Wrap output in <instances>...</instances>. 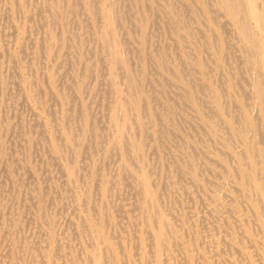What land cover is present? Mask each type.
Segmentation results:
<instances>
[{"label":"rangeland","instance_id":"1","mask_svg":"<svg viewBox=\"0 0 264 264\" xmlns=\"http://www.w3.org/2000/svg\"><path fill=\"white\" fill-rule=\"evenodd\" d=\"M28 1L29 2L27 3V7L18 10V12L16 13V27L17 28L14 32V30L9 27L10 25L8 24L9 23L8 18L10 16L8 17L9 13L6 11L7 6L9 5L10 1L9 0H0V14H1L0 15V45H1V42L6 44V45L2 46L1 51L4 53L5 56H7L8 52L9 53L14 52L15 49L16 50L18 49L19 52L21 50V49H19L18 44H14V42L11 40H10L11 42H8L7 40H5V38H7L5 36V33H9V32H12L13 34H17L18 42L20 43L21 48L25 44L30 43L31 41H34L37 39L38 41H42L45 44L46 43L48 45L52 44L53 50H52L51 56L48 59L45 58L44 54L42 56V53H43L42 51H40V52H42V53H40L41 54L40 58L37 57L34 59L35 56H33L32 59L29 58L28 61L26 62V64L28 65L27 67H23L21 65V63L25 61L24 59L18 60L17 63H18L19 73H17V74H18V79H19L18 82L20 84L18 83L19 85H17V88H19V91H18L19 95H20L19 97H20V100L23 104L22 103H16L14 101H9L8 103H3L4 106H2L0 108L1 109L0 110V119H1L0 120V158H1V161H0V186L2 185L0 187V214H1L0 221L1 222L3 221L1 223V227H0V243H1L0 244V264H19V262L21 261V258H19V256H15V255L22 256L21 249L28 242L38 243L39 241H41L44 245H47L53 237L54 239L56 238L57 241L59 240L58 243L59 242L61 243L62 248H69L71 246L70 243H75V242H74V240L72 242H69L68 239H66L65 235H67V232L65 230H63V228H62V223H63L65 218L66 219H68V218L72 219L77 224L80 223L79 219L81 220V218L84 220V221L81 220L82 222L86 223V221H87L88 227L90 226L93 228L94 233L92 234V236L98 241V243L105 249V251L109 255L111 253L110 256H114L116 254V257H118L122 261H124L125 264H127V262L130 259H132V260H130L129 264H133V263L139 264V262H138L139 260H137V256L133 255V252L136 251L135 247H138L139 245L142 244L145 246V248L148 251L151 250L153 252V250H154V247L152 246V241H151L152 238H150L151 235L147 231L146 219L148 216V212L149 211L152 212L153 210H155L156 207H159V209L161 211L160 213L163 214L164 216H166V218L168 220H170V226L168 227L169 228L168 229L169 234L171 233V228L178 230V233H180V235L179 236L177 235L178 237H176V239H178V241H179V242L176 241V243H177L176 245L179 247L178 250L173 251L171 254H167L168 260L171 264H179V262H180V264H190L189 263L190 260L189 261L186 260L188 258L187 256H189V255H190L189 257L191 258V262H193V264H200V262L201 263L205 262V264H230V263L234 264L233 259H232V257H233L232 254L238 253V255L240 256V253L243 252V250L241 249V241L246 240V238L244 236H242V234L245 233V229L247 231L249 230V232L252 230V232H253L252 235H254L257 238L256 243L258 244L261 241V239L259 236H257L258 235L257 234L258 226L255 225L256 220H255V215L253 213V207H252V204L249 203V198L251 195H254V193L251 191H248L247 188L240 185V183L238 181L239 179L237 178V172H235L234 169L233 170L229 169V171H231V173H229V177H228V174H226L227 170L225 167H223L221 169V171L218 173L219 175L217 174V172L212 174L210 169L205 167L204 163H202V160H205L206 157L212 156L215 159L216 158L215 155L217 153H220L221 151L224 152L225 154L227 153L228 156H230V155L236 156L234 154V151H241V149H242V145H241V142L239 141V139H236L237 141L235 143L233 140L228 138L231 140L232 144L231 143L229 144L230 148L225 147V144L228 143L229 141L222 138L219 135L220 132L218 133V131L214 130V128L218 129L217 123L220 126H222V123L225 120L229 119L231 116H233V113L235 112L234 114L236 115V118L241 121V122L239 121L240 123L236 122V124H234L235 131L237 133H240V135L243 133V131H246L247 135L250 134L249 136H251L252 135V129L250 127H248V124L244 123L243 116H244V114L248 115V113H250L251 111L256 113V117L259 116L258 111L256 112L255 107L252 108V110L250 111V109H251L249 107L250 105L246 104V101H241V96H244L243 89H241V85L238 84L237 79H235V75L237 72H238V74H241L242 76H243V74L249 75V73H251L252 70H254V68H255L254 64H251V62H249L247 65L245 64L243 66V65H239V63H237V62H236V64H233L234 61L232 60L231 61L232 63H230V62H229L230 64L226 63L224 65L225 67L220 66V52H221L222 47H221V41H219L218 38H221L220 40H222V38L224 39L226 37L225 38V41L227 43L226 46L229 45V47H228L229 52L231 51L230 56L241 55L244 51L243 46L245 48V45L247 46L248 42H249L248 47H250V45L256 46V44L252 43L251 40L247 39V37L244 39V41L242 40V38H239L240 37L239 36L240 35L239 34V28L237 29L236 23L234 22V20L232 19V17L229 14V12H231V9H230L231 6L228 7V5L226 3L224 4L223 0H208V1L207 0H195V1L194 0H183V1L182 0L181 1L180 0H167V1L166 0H154V2H153V0H122V1L121 0H105L103 2V4H99V7H98L99 10L97 11L98 12L97 17H99L100 19H98L96 17L97 19H95L92 22L93 28H75V29H81L83 31H85V30L87 31V29L92 30V32L95 34V37H94L95 42H93V41L92 42L91 41L86 42L85 37H82V40L79 39L78 41L76 40L74 42L76 47L75 48L72 47L73 50L72 49L71 50L74 54H76L74 57L77 60L74 59V66L72 67V70H71L69 67L67 69V68H64L63 66H60V62L63 60V59H61V58H63V57H61L62 54L67 52V46H69L68 44L70 42V38L68 37V33H70L72 30L71 26L69 28H67L64 24H65L66 20H68L69 18L72 17V15L66 16L68 14H66L65 12L58 9V11L54 13L52 18L55 19L56 21L58 20L61 22L59 24L55 25L54 28L53 27L52 28H45V27H47V25L44 26V28H43V26H40L38 28V30L36 28H30V25L32 23L33 11L36 9L37 12H40L43 9L42 10V13H43V12H46L47 9L44 7L45 0H28ZM77 1H79V0H77ZM80 2H83L84 4H86V7L90 6V1L88 2V0H80ZM41 3H42V5H41ZM145 3L149 7L146 6L147 7L146 8ZM178 3H179V6H178ZM161 4H163V5H161ZM91 5H92V1H91ZM105 6L107 8H110V9L112 7L111 10L114 12L115 16H117V17L122 16V14H125V16H126V11L127 10L130 11L126 17L122 16L123 18H125V19L121 20L124 28H119V30L122 31V33H123L122 35H125L126 37L128 36L127 42L132 46L134 45L133 47L138 51L136 53H139L140 57L137 56V54H136V55H132L133 58H130V61H131L130 67L133 70L132 73L134 75V80H136L135 81L136 85H135V87H133V90H130L129 85H128L127 81L124 80V78H121L118 81L119 87L125 93L127 92V94H128V92H130V91L134 92L133 93L134 98H130L131 103H129V106L131 107L129 110V112H130L129 116L131 118L133 117V119H131L132 125L129 126L128 129L126 127V130H124L125 132L123 133L122 138L127 137L128 140H129V138H132L131 140H132L134 145L139 142L140 154L142 155V158H140V160H138L137 162L140 163V165L142 167H144L145 169H147V167H148L149 170L150 169L151 170H150L149 174L147 175V177H149V179L147 180L145 178H142L141 175H139V173H138V176L141 179H139L138 177L133 178L134 175L133 174H132L133 176L129 175V173H128L129 171L127 169L126 170L124 169L126 171V174L128 173V175H126L128 177H126V178L129 180L125 179L122 183L121 182L116 183V185H115L116 187L113 188L112 183H113V181L114 182L116 181L114 177L117 175L119 170L121 171V168H119L120 167L119 164L121 162L131 166L132 168H135V166H136V161H134V159L132 157L133 152L131 151V148H132L131 145L129 147L127 146L128 147L127 148L124 145L123 139L118 140V141L115 140L116 144L120 143V145L122 146L121 150H117L116 153H114V154L112 153L110 155H103L102 152H100V154L98 155L99 157L95 158L96 161L94 163V166H95V169L97 171V174L99 173V176H94L90 180L88 179L90 181L89 183L92 184V186H93L92 189H94L92 197L88 198V195H86L84 192H81L79 194L80 188L83 185L82 183H84V184L86 183L84 181L82 182V174L81 173L79 174V176H77V175L72 176V175H70V173H68L64 169L65 167L67 169L68 165L67 164L65 166L61 165L64 163L65 160H62V162L58 163L59 159H57V161L53 160L54 163L49 164L48 160H47V156L45 154H43L42 151H40V149L34 150L35 149L34 148L35 139L37 138L38 135L36 133H33V132L32 133L26 132L28 130L26 122H31L32 121L31 117H33V116L38 117L40 119L42 118L41 119L42 121L46 120L48 114L50 113L49 111L52 110V112H54V115L56 117L55 118L56 120L54 123V125H55L54 127H56V128H54L53 132L48 131L47 132L48 136H49V138H53V139L57 138V140H58V136L60 137V139L62 137L61 140L65 143L67 142L69 144L71 142L70 141V135H69L71 128H73L75 124L76 125H82V126L84 124V117L82 114L84 113L83 111L85 108L87 116H88L87 119L89 120L88 122L91 124L93 123V125L90 128L92 131L90 130L91 132L90 131L86 132V134L84 135V136H86L85 137L86 142H85V144H83L84 150H85V148H88V146L91 145L90 143H92V139H94V137H91V134H93V132H96V131L99 132L101 130V128H103V131L105 130L104 134L107 135V131L104 128H106V126H110L109 123L107 124V121L109 120V117L107 115L109 114V108H110V107L108 108V106L114 104L113 98L116 96V93L113 92L110 95V96H113L112 97L113 100L110 97L107 98L108 96L101 99V97H94V95H92V94L89 95V93H86V91L88 89V87H86L87 89L85 88L84 92H82V94L79 93V95H80L78 98L79 100L75 102V104H77V105L73 106L71 101H69L68 104H66V100L61 95L62 94L61 93L62 85L61 86L58 85V88H57V85H54L56 87H53V82H55V83H58V82H56L54 80L52 81L51 76H50V70H52V73L53 74L55 73L54 75L58 79L59 84H62L63 79L67 78L66 75H68L66 73V71L69 70L70 75H72V76L74 75L73 77H75V80H78L82 76L81 73H83V70L84 71L86 70V66H85L86 63L82 62L83 60L80 58V54H79V52L82 51L81 45H83L84 51L86 49H88L87 53L89 56H90V53H92V51H94V48H96L97 51H100V52H101V50H106V48H108V45H110L112 42V39L110 38V36L108 37V39L100 37V31L105 30V28L100 27L104 23L102 11L105 8ZM223 7H225V8H223ZM138 8H140V9H138ZM188 8H190V9H188ZM186 9H188V12H186L187 11ZM190 10L193 12H191ZM175 12H177V13H175ZM46 13L48 14V12H46ZM187 13H189L190 15L188 14V16H187ZM210 13H211V15H210ZM213 16L215 17V20L212 21L211 18ZM52 18H51V20H52ZM3 19H4V21H3ZM131 19H132V21L133 20L135 21V22L133 21V24L131 22ZM186 19H187V21H186ZM99 20H100V22H99ZM101 21H102V23H101ZM205 23H207V24H205ZM224 23H226V24H224ZM42 24H44V23H42ZM136 24L139 27L138 26L136 27ZM2 25L5 27H2ZM88 25H89V22H88ZM194 25H196V26L194 27ZM148 26L151 28H149ZM181 26H182V28H181ZM1 28H2V30H1ZM33 30H35V31L33 32ZM226 30L229 32L227 33ZM52 33L56 37L55 41H52V39H51ZM181 34H183V36ZM254 35H255L254 39L257 42H260V40H263L262 32H260L259 29L255 30ZM30 36H31V38H30ZM32 36H33V38H32ZM39 36H40V38H39ZM184 36H185V38H184ZM42 37H44V39ZM59 38L61 40L58 41ZM176 38L178 39V41L176 40ZM77 42H79V43H77ZM176 42H178V43H176ZM187 45H189V47ZM57 46L60 50L57 48ZM146 46H147V48H146ZM234 46L237 47L238 49L235 48ZM6 47H8V48L6 49ZM217 49H218V52H217ZM56 50H57V52H56ZM234 51H235V53H234ZM198 52H200V53H198ZM148 53H149V55L147 56ZM157 53H160V54L164 53L165 54L162 61H160V59H158ZM207 53H208V55H207ZM1 54L2 53H0V56H1ZM202 55H203V57H202ZM134 56H136V57H134ZM90 57H92V56H90ZM0 59H1V57H0ZM146 59H148L147 62H146ZM101 62L103 64V65L101 64L102 69L108 73L110 71V62L108 60L107 61H101ZM99 64L100 63H97L96 69L99 68V66H100ZM204 66H205V68H204ZM181 67H182V70H181ZM48 68H49V70H48ZM208 68H209V70H208ZM80 69H82V70H80ZM2 70L4 71V74H6V68H3ZM18 70H16V72ZM204 70H205V72H204ZM97 72H100V71H97ZM139 72H140V74H138ZM180 72H182V73H180ZM159 73H160V75H159ZM224 73L226 76L224 75ZM135 75L137 76V78ZM178 77L180 79H178ZM223 77L224 78L227 77V79L225 78L227 86L225 85L226 87L223 88L224 90H223V92H221L222 98H219V102H218V95H217V92H219L218 86L221 84L222 81H224ZM249 77H251V76H249ZM46 78H47V80H46ZM190 79H191V81H190ZM91 80H92V83L91 82L89 83V81H91ZM85 81L87 83L86 85H89L90 88H93V86H96V84L98 83L96 81V79L90 78V77H86ZM35 82H36V84H34ZM167 83H169L170 86ZM191 83H193V84H191ZM39 84H40V86H38ZM191 85L192 86L195 85V87H193V89H191L192 88ZM76 86H77V84H76ZM40 87H41V89H40ZM59 88H61V89H59ZM194 89L196 90L197 93L195 92ZM17 90L18 89H15V91H17ZM52 90H53V92H52ZM152 91H153V94L155 96L152 95V93H151ZM236 91H237V93H236ZM213 92H214V95H213ZM52 94H53V96H52ZM192 94L194 95L195 99L192 97ZM30 95H32V96H30ZM50 95L52 96V98L55 95L56 98L54 97V101H53V103H50V108H49V104H46V102H47L46 100H47V98L51 99ZM156 95H157V97H156ZM2 97L5 98L3 93H2ZM135 98H137L138 102H140L142 104L144 101V104H145L144 106L148 105L149 106L148 109L151 108L150 110L144 108L147 111L145 112V110H144V114H143L144 120H145L146 125H147L146 128L148 129L147 134L148 135L151 134L147 138V140H145L146 142L142 141L143 134H142L140 128H138V126H136V124H135L136 114H138V110L135 107V105H136L135 100H134ZM223 98H224V100H223ZM196 99H197V101L203 100L207 104H210V105H213V103H214L213 108L215 109V111H214L215 113H213V112L210 113V111L208 109H204L202 107H199ZM41 100H43V101H41ZM97 100H98V103H97ZM159 101L163 104H160ZM222 101H223L222 104L224 105V107L226 106L225 111H222L220 109V102H222ZM175 102H177V103H175ZM24 103H26V104H24ZM59 103H61V104L59 105ZM70 103H71V105H70ZM133 103H135V104H133ZM30 104H31V106H30ZM26 105H28L30 112H26L27 111ZM90 105H91V107H90ZM234 105L237 108H235ZM24 106H25V108H24ZM231 107H232V111H231ZM4 108H5V110H4ZM56 108H58V109H56ZM179 108H181V109H179ZM47 109H49V110H47ZM59 109H60V111H59ZM248 110H249V112H248ZM228 111H229V113H228ZM148 113H150V114L148 115ZM9 115H11V116H9ZM150 115H155V117H157V118L150 119L149 118ZM190 116H192V117H190ZM210 116L211 117L214 116V117L211 118ZM241 116H242V118H241ZM58 117L61 119H59ZM70 117H72V118H70ZM77 117H79V119ZM253 117L255 118V116H253ZM17 118H19V119H17ZM16 119L18 122L16 121ZM102 119H103V121H102ZM157 119L159 121H157ZM216 119H217V121L214 122L213 120H216ZM93 120H95V121L93 122ZM19 121H20V124L23 123L24 127L26 124V128L23 131L21 129L22 132L19 131L20 127L17 128V126H15V124L19 123ZM14 122H15V124H14ZM152 122H153V124H152ZM148 124L150 127L148 126ZM240 124H241V126H240ZM12 126H13V128H12ZM50 126H52V125H50ZM163 127H164V129H163ZM161 128H162V132L160 134H157V132L160 131ZM12 129H13V131H11ZM15 129L18 132L14 131ZM60 129H62V130H60ZM245 129H247V130H245ZM263 129H264V127H262V130ZM224 130L229 133V131H228L229 129H227L226 123H225ZM72 131H74V129ZM3 132H4V134H3ZM16 132L19 135H17ZM108 132H111V130H109ZM7 133L8 134L10 133V135H8ZM60 133H61V135H60ZM172 133H174V135ZM209 133H210V135H209ZM13 135L15 136V138ZM23 135H25V138H23ZM114 135H115V131H114ZM198 135H200V136H198ZM152 136H156V139L154 140ZM106 137L107 136L104 135V137L102 139L99 138L101 140L100 143H98L99 151H101L100 149L104 147V144H106V142H105V140L107 141ZM150 137L152 139H150ZM176 138H177V140H175ZM190 138H192V139H190ZM12 139H13V143L11 142ZM17 139L21 140V143H22L21 145H19V143H17L19 145V147L16 145ZM202 141H204V142H202ZM189 142L192 144H190ZM10 145H11V147H10ZM213 145H215V146H213ZM50 146L51 145L49 143L48 147L52 150V147H50ZM154 146H155V148H154ZM191 146L194 147V149ZM14 147H18V149L21 148L24 152L25 151L27 152L30 150L32 151L33 154L31 153V155H33V158H32L33 161H32L31 167L27 165V164H29V161H25V160L14 161V159L16 157L15 153L14 152L12 153ZM93 147H94V143L91 145V148H93ZM45 149H46V147H45ZM72 150L75 151L74 149H72ZM225 151H227V152H225ZM232 151H233V153H232ZM7 152H9V153H7ZM55 152L53 150V153L57 157H60V155L58 153L56 154ZM71 152H72L71 149H68V152L66 155L69 156L70 154H72ZM145 152H146V154H145ZM50 153H52V151ZM13 154H14V156H11ZM39 154H41V156H39ZM22 155L23 154H21L20 156H22ZM194 155H195V157L197 156V159L195 157H193ZM207 155H209V156H207ZM5 156H8V157H5ZM34 156H35V158H34ZM10 157L13 158V161L11 160ZM3 158L5 159V162L3 161L4 160ZM229 160H230V163L233 164L234 166L238 165V163L235 161V158L232 159V157H230ZM199 161H201V162H199ZM3 163L5 165V168H7L9 171L7 169H5V170L3 169V166H4ZM39 164H40V167H39ZM44 164H45V166H44ZM184 164H185V166H184ZM199 167H200V169H199ZM202 167H203V169H202ZM58 168H59V170H58ZM183 168H184V172L181 171V170H183ZM250 168H252L250 165L247 166L248 171L250 170ZM61 169H62V171H61ZM207 169L211 173H209V171ZM30 170H33L32 171L33 174L30 173ZM186 170H187V172H186ZM197 170H199V171H197ZM5 171H7V172H5ZM27 171H29V172H27ZM58 171H60V172H58ZM15 172H16V174H15ZM55 172H56V174L54 175ZM167 173H170V174H167ZM64 174H66V175H64ZM215 175H216V177H215ZM49 176H51V177H49ZM224 176H227V178H225V179L228 180L227 181L228 183H226L223 180ZM111 179H112V182L110 181ZM9 180H10V184H9ZM141 180H142V182H140ZM172 180H173V182H172ZM213 180L217 181V182H213ZM24 181H27V183H24ZM66 181H68V184H66ZM144 182L146 184H149L151 186V188L154 190L160 188L158 195L156 197V200H154V201L152 200L154 207L150 205L148 210L143 205L145 195L141 191V187H140L142 185V183H144ZM2 183H4V184H2ZM94 184H95V187H94ZM27 185H28V187H27ZM107 185H108L107 188L109 191L105 192V196H103L102 195V189L106 188ZM56 187H57V190H56ZM69 187H71V188H69ZM110 187H112V189H110ZM217 187H220L219 190L217 189ZM138 188H140V189H138ZM52 189L56 190V192ZM116 189H117V191H116ZM44 190L45 191L47 190V191L45 192ZM27 191H29V192L27 193ZM51 191H53V193ZM231 191L232 192H235V191L238 192V193L235 192V195H236L235 198H239V201H240L239 209L241 211H243V213H245V211L247 212V213H245L247 215L246 218L245 217L240 218L238 216V214L236 213V211H233L235 209L228 211L230 207H233L232 204L235 203L233 201V197H234L233 194L234 193H232ZM160 192H162V193H160ZM218 192L220 194L222 193V195L224 194V196L226 197L227 200L229 199L227 202V205H226L227 210H225V208L223 207L224 204H226L225 202H221V201L218 202V200H219L217 197ZM29 193L31 194V196ZM51 193H52V195H51ZM76 194H78V196ZM116 194L118 195L117 198H116ZM27 195H28V197H31L30 201H27V199H25V196H27ZM132 195H133V197H130ZM7 196L10 199L6 198ZM111 196L113 198H111ZM241 196L244 199H242ZM118 197H121V198H118ZM225 197L223 198L224 200H225ZM230 197H231V199H230ZM14 200L17 201V203L13 202ZM75 200L77 203L75 202ZM114 201L116 203H114ZM130 201H132V202H130ZM21 202H23V204ZM51 202H54L52 208L46 209V206L48 207L49 203L51 205ZM19 203L21 205H19ZM25 203L27 204V206ZM65 203H66V205H65ZM73 203L76 205L72 206ZM147 203L149 204L148 201H147ZM178 203H179V205H178ZM42 204H43V206H42ZM69 204H71V205H69ZM11 205H12V207H10ZM62 205H64V206H62ZM132 205L136 206L138 208L133 207ZM18 206H19V208H18ZM68 208H72V213H70L71 210ZM8 209H9V212L7 211ZM4 211H5V213H4ZM96 211H97V213H96ZM137 211H138V213H136ZM221 211H223V212H221ZM41 212H42V214H41ZM56 212H57V214H56ZM25 213H27V214H25ZM44 213L48 214L47 216H48L49 222H50L52 228H54L56 230V232L55 231L53 232L52 237L47 236L43 230H42V232L40 231V229L42 227L39 224L42 222L41 224L44 226V225H46L45 224L46 222H44V221H47V220H45L46 218H44V216H43ZM132 213L134 216L132 215ZM248 213H249V215H248ZM84 214H87V215H84ZM24 215H27V216L24 217ZM105 215L107 217H105ZM41 217H43L42 220H41ZM34 218H37V219H34ZM173 218H174V220H173ZM234 218H236V219H234ZM10 219H12V220H10ZM27 219H29V220H27ZM128 219H129V221H128ZM39 220H40V222H38ZM246 220H247V224H246ZM252 220L255 221L253 224H252ZM126 222H127V224H126ZM240 222H241V225H240ZM26 224H28V225H26ZM31 224H32V226H31ZM124 226H125V228H124ZM222 226L225 230H223ZM10 227H11V229L9 230ZM14 228H16V230ZM20 228H22V229H20ZM24 228H26V229H24ZM237 228H238V230H237ZM112 229H113V231H112ZM215 229H217V230H215ZM31 231H32V233H31ZM184 231H186V232H184ZM218 231H220V233H218ZM1 232H2V234H1ZM133 232H135V233H133ZM228 233L230 235H228ZM24 234H25V236H28V234L30 236L25 237ZM126 234L128 235V237ZM217 234L219 236L223 235V237H225V234H226V237H227L226 241H228V242L226 244L227 246L224 247V249H226L227 252L225 251L223 253L221 251L223 245H221V244L219 245L217 243L213 244L212 240L214 239V236ZM9 235H10V237H9ZM211 235H213V236H211ZM232 235H233V237H232ZM239 235H241V236H239ZM107 236L110 237L109 238L110 244L108 243V240H106ZM6 237L7 238L9 237V238L7 239ZM36 237L38 238V240ZM45 237H46V240H45ZM239 238H242V239H239ZM12 240H13V242H12ZM100 240H102V241H100ZM61 241H63V242H61ZM105 242H106V244H105V246H103ZM20 243H21V245H20ZM7 244L9 245V248L11 250L8 248ZM67 244H68V247L66 246ZM190 244L195 245V247H196L195 250H193L194 248H192L193 254L192 253L190 254V252H191L190 249L188 250V247ZM4 246H6V247H4ZM205 250H207V251H205ZM212 250L219 251V254L212 253ZM240 250H242V251L240 252ZM229 251H231V252H229ZM220 252H222V253H220ZM120 254H121V256H120ZM7 255H10V256H7ZM182 255H184V256H182ZM224 256H226L227 258ZM23 257H26V256L24 255ZM240 257L243 260V257L242 256H240ZM244 257H245L244 260H246V262H247V259H248L247 256L244 255ZM125 258H127V259H125ZM229 261H231V262H229Z\"/></svg>","mask_w":264,"mask_h":264},{"label":"bare ground","instance_id":"2","mask_svg":"<svg viewBox=\"0 0 264 264\" xmlns=\"http://www.w3.org/2000/svg\"><path fill=\"white\" fill-rule=\"evenodd\" d=\"M9 5L7 6V12L9 13L8 15V24L10 25L9 27L11 29L16 30V13L18 12V10L20 9H23V8H26L27 7V3L29 2L28 0H9ZM90 1V6H87L86 7V4H84L83 2H80L77 1V0H45V5L44 7L47 9L46 12H48V14L46 12H43L42 13V10L40 12H37L36 9L33 11L32 13V23L30 25V28H36L38 30V28L40 26H46L45 28H54L55 25L59 24L61 21H56L55 19H53V15L55 12L58 11V9H60L61 11L65 12L66 16H70L72 15L71 18H69L68 20L65 21V26L67 28H69L71 26L72 30L70 33H68V37L70 38V42H69V46H67V52H65L64 54H62L61 59H63L61 62H60V66H63L64 68H67L68 67L72 70V67L74 66V59H76L74 56L76 54H74L72 52L73 48L76 47L75 45V41L77 40H82V37H85V40L86 42L87 41H93L95 42V34L92 32V30L90 29H87V31H83L81 29H75V28H93V24L92 22L95 20V19H100L99 17H97L98 15V7H99V4H103V2L105 0H88V2ZM91 1H92V5H91ZM122 1V0H121ZM167 1V0H166ZM181 1V0H180ZM183 1V0H182ZM195 1V0H194ZM208 1V0H207ZM111 2V1H110ZM154 2V0H153ZM152 2V3H153ZM224 4L226 3L228 5V7H230L231 9V12H229L230 16L232 17V19L234 20V22L236 23V26H237V29L239 28V38H242V40L244 41V39L247 37V39L251 40L252 43H255L256 46H251L248 47L249 45V42H248V45L246 46L245 45V48L243 46V53L241 55H238V56H235V55H232L230 56V52H229V45H227L226 41H225V38L222 40H220L221 38H218L219 41H221V52H220V66H224L226 63H232L231 61L233 60L234 63L233 64H236L239 63V65H247L249 62H251V64H254L255 68L254 70H252L251 73H249V75H245L243 74V76L241 74H238V72L236 73L235 75V79H237L238 81V84L241 85V89H243V93H244V96H241V101H246V104H249L250 106V111L252 110V108H256V112L258 111V114L259 116L256 117V113L254 112H250L248 113V115H245L243 116V121L244 123L248 124V127H250L252 129V135L249 136L247 135L246 131H243V133L240 135V133H237L234 129V124L237 123H240L241 121L238 120L236 118V115L233 113V116H231L229 119L225 120L224 122L226 123V127L227 129H229V133L226 132L224 130L225 128V123L223 122L222 123V126H220L217 122V127L218 129L214 128L215 131H218V133L220 132V136L222 138H224L225 140L229 141L228 143L225 144V147H229L230 148V143H231V140H233L235 143H236V139H239V141L241 142V145H242V149L241 151H234V154L236 156H228V154L224 153V152H220V153H217L215 156L216 158L214 159L212 156L211 157H206L205 160H202V163H204L205 167H207L208 169H210V171L212 172V174L216 173L217 174L221 171V169L223 167L226 168L227 172L226 174H228V177H229V173H231V171H229V169L231 170H235V172H237V178L239 179V183L240 185H242L243 187L247 188L248 191H251L254 193V195H251L250 198H249V203L252 204V207H253V213L255 215V221L252 220V224L255 222V225L258 226L257 228V236L260 237L261 239V243L259 242L258 244L256 243V240L257 238L252 235L253 232L252 230L249 232V230L247 231L245 229V233L242 234V236H244L246 238V242L245 241H241V249L243 250V252H241L242 250H240V256L243 257V260L242 258L238 255V253H233V262L234 264L238 263V264H264V129L262 130V127H264V0H223ZM40 3V2H39ZM44 3V2H43ZM118 3V2H117ZM160 3V2H159ZM170 3V2H169ZM168 3V4H169ZM197 3V2H196ZM126 4V3H125ZM151 4V3H150ZM181 4V3H180ZM195 4V3H194ZM198 4V3H197ZM42 5V3H41ZM117 5V4H116ZM128 5V4H127ZM140 5V4H139ZM163 5V4H161ZM34 6V5H33ZM148 6L146 3H145V7ZM155 6V5H154ZM178 6H179V3H178ZM191 6V5H190ZM149 7V6H148ZM209 7V6H208ZM211 7V6H210ZM135 8V7H134ZM141 8V7H140ZM138 8V9H140ZM147 8V7H146ZM225 8V7H223ZM5 9V8H4ZM32 9V8H31ZM39 9V8H38ZM112 9V7H111ZM110 8H107L105 6V8L103 9V18H104V23L100 26L102 28H105V30H102L100 31V37L102 38H105V39H108V37L110 36V38L112 39V42L110 45H108V48H106V50H101L100 51H97L96 48H94V51H92V53H90V57L87 53V50L86 49L85 51L83 50V45H81V50L79 52L80 54V58L83 60L82 62H85L86 63V70L84 71L83 70V73L82 76L78 79V80H75V77H73L72 75H70V71H66V73L69 75H66L67 78H64L63 79V82L62 84H59V81L58 79L56 78V76L52 73V70H50V76H51V79L52 81H56L58 83H55L53 82V87H56L54 85H57V88H58V85H62V89H61V95L64 97V99L66 100V104H68L69 101H71L72 105L73 106H76L77 104H75L76 101H78L79 99V93L82 94V92H84V89L86 87H88L86 93H89V95H94V97H101V99H103L104 97L108 96L107 98H111L113 96H110L113 92L116 93V96L113 98L114 99V104L113 105H110L108 106L109 108V114L107 115L109 117V120L107 121V124L109 123L110 126H106V131H107V135L104 134L105 130L103 131V128H101V130L99 132H93V134H91V137H94V139H92V143H90L91 145L94 143V147L91 148V145L88 146V148H85L84 150V147H83V144H85L86 142V136H84L86 134V132H89L93 125V123H89L88 121V116H87V113H86V110L84 108V113L82 114L83 117H84V124L83 126L82 125H74L73 128H71L70 132H69V135H70V143L68 144L67 142H63L60 137L58 136V140L57 138H49L48 136V131H52L54 130V123H55V115H54V112L49 111L48 113V116H47V119L46 120H41L40 118L38 117H31L32 118V121L31 122H26L27 123V128L28 130L26 132L28 133H36L38 136L37 138L35 139V146H34V150H39L42 151L43 154H45L47 156V160H48V163L49 164H52L54 163L53 160H58V163L62 162V160H65L63 164V166H65L66 164L68 165L67 169L66 167L64 168L68 173H70V175L72 176H79V174L81 173L82 174V182H86L85 184L82 183V187L80 188V192H84L86 195H88V198L92 197V194H93V190L92 189V184H90L89 180L94 177V176H99V173L97 174V171L95 169V166H94V163L96 161L95 158H98L100 152H102L103 155H110V154H114L117 152V150H121L122 149V146L119 144H116L115 143V140L118 141V140H122L123 139V142H124V145L125 147H129L131 145V151L133 152V159L134 161H136V166L135 168H132L131 166L125 164V163H120V167L121 168V171L119 170L117 175L114 177L115 178V182L113 181L112 183V187H116V183H122L125 179H127L126 175H132L133 178L135 177H138L139 179H141L139 176H138V173L139 175H141L142 178H145V179H149V177H147V175L149 174L150 170L149 168L147 167V169H145L144 167H142L140 165V163H138L137 161L140 160V158H142V155L140 154V144L139 142L137 144H133L132 142V138H128L127 137H123V133L125 132L124 130H126V127L128 129L129 126L132 125V120L133 117L131 118L129 116V110H130V106H129V103L130 102V98H134L133 96V93L134 92H127L125 93L123 90H121V88L119 87V79L121 78H124V80L127 81L128 85H129V88L130 90H133V87H135V81L134 80V75L132 73V68L130 67V58H133L132 55H136L139 56V53H136L138 52L132 45H130L128 42H127V37L125 35H122V31L119 30V28H124L121 20L122 19H125L123 18L125 16V14H122V16H115L114 12L111 10ZM169 9V8H168ZM190 9V8H188ZM188 9H186L188 12ZM212 9V8H211ZM126 10V9H125ZM142 10V9H141ZM149 10V9H148ZM45 11V10H44ZM181 11V10H180ZM191 11V10H190ZM224 11V10H223ZM100 12V11H99ZM129 10L126 11V16L129 14ZM182 12V11H181ZM193 12V11H191ZM228 12V11H227ZM141 13V12H140ZM144 13V12H143ZM165 13V12H164ZM177 13V12H175ZM174 13V14H175ZM6 14V13H5ZM4 14V15H5ZM63 14V13H62ZM145 14V13H144ZM189 13H187V16H188ZM222 14V13H221ZM1 15V14H0ZM3 15V16H4ZM132 15V14H131ZM190 15V14H189ZM211 15V13H210ZM60 16V15H59ZM125 16V17H126ZM161 16V15H160ZM170 16V15H169ZM218 16V15H217ZM23 17V16H22ZM97 17V18H96ZM171 17V16H170ZM52 18V20H51ZM129 18V17H128ZM172 18V17H171ZM179 18V17H178ZM209 18V17H208ZM214 18V19H213ZM5 19V18H4ZM3 19V21H4ZM59 19V18H58ZM155 19V18H154ZM153 19V20H154ZM54 20V21H53ZM163 20V19H162ZM191 20V19H190ZM195 20V19H194ZM193 20V21H194ZM211 20H215V17L213 16L211 18ZM134 21V20H133ZM133 21L131 19V22L133 24ZM155 21V20H154ZM187 21V19H186ZM22 22V21H21ZM88 22H89V25H88ZM100 22V20H99ZM135 22V21H134ZM173 22V21H172ZM190 22V21H189ZM188 22V23H189ZM44 23V24H42ZM102 23V21H101ZM128 23V22H127ZM204 23V22H203ZM231 23V22H230ZM70 24V25H69ZM97 24V23H96ZM95 24V25H96ZM156 24V23H155ZM154 24V25H155ZM199 24V23H198ZM207 24V23H205ZM215 24V23H214ZM226 24V23H224ZM6 25V24H5ZM91 25V26H90ZM186 25V24H185ZM220 25V24H219ZM98 26V25H97ZM135 26V25H134ZM133 26V27H134ZM138 25L136 24V27ZM156 26V25H155ZM154 26V27H155ZM196 25H194L195 27ZM2 27H5L2 25ZM23 27V26H22ZM129 27V26H128ZM135 27V28H136ZM139 27V26H138ZM149 27V26H148ZM193 27V26H192ZM20 28V27H19ZM28 28V27H27ZM56 28V27H55ZM151 28V27H149ZM182 28V26H181ZM9 29V28H8ZM138 29V28H137ZM256 29H259L260 32H262V36H263V40H260V42H257L254 38V32ZM2 30V28H1ZM4 30V29H3ZM12 30V31H13ZM59 30V29H58ZM66 30V29H65ZM98 30V29H97ZM124 30V29H123ZM199 30V29H198ZM28 31V30H27ZM32 31V30H31ZM35 30H33L34 32ZM57 31V30H56ZM201 31V30H200ZM227 31V30H226ZM7 32V31H6ZM9 32V31H8ZM29 32V31H28ZM43 32V31H42ZM99 32V31H98ZM163 32V31H162ZM213 32V31H212ZM229 31H227L228 33ZM4 33V32H3ZM18 33V32H17ZM48 33V32H47ZM152 33V32H151ZM182 33V32H181ZM190 33V32H189ZM196 33V32H195ZM218 33V32H217ZM29 34V33H28ZM36 34V33H35ZM184 34V33H183ZM183 34H181L183 36ZM3 35V34H2ZM15 35V36H14ZM27 35V34H26ZM30 35V34H29ZM28 35V36H29ZM57 35V34H56ZM148 35V34H147ZM5 36L7 38H5V40H7L8 42H11L13 41L14 44H18L19 46V50L15 49L14 52H8L7 56L4 55V53L1 51V48L2 46L6 45L4 43L1 42V45H0V53L1 54V59H0V108L3 105V103H8L9 101H14L16 103H22L21 100H20V95H19V88H17V85H19L20 83L18 82V74L19 73V70H18V60L19 59H24L25 63L22 62L21 65L23 67H27L28 65L26 64V62L28 61L29 58H40V53H42V56L44 54L45 58L48 59L51 54H52V44L48 45L47 43H43L42 41H38L37 39L34 40V41H31L30 43H27L25 44L24 46H22V48L20 47V43L18 42V38H17V34H13L12 32H9V33H5ZM43 36V35H42ZM49 36V35H48ZM228 36V35H227ZM242 36V37H241ZM46 37V36H45ZM25 38V37H24ZM23 38V39H24ZM31 38V36H30ZM33 38V36H32ZM40 38V36H39ZM44 39V37H42ZM67 38V37H66ZM185 38V36H184ZM229 38V37H228ZM2 39V38H1ZM47 39V38H46ZM51 39L52 41H55L56 40V37L55 35L52 33L51 35ZM11 40V41H10ZM32 40V39H31ZM40 40V39H39ZM42 40V39H41ZM61 40L60 38L58 39V41ZM68 40V39H67ZM176 40L178 41V39L176 38ZM214 40V39H213ZM241 40V39H240ZM248 40V41H249ZM25 41V40H24ZM23 41V42H24ZM72 41V42H71ZM100 41V40H99ZM216 41V40H215ZM239 41V40H238ZM4 42V41H3ZM12 42V43H13ZM168 42V41H167ZM193 42V41H192ZM242 42V41H241ZM49 43V42H48ZM52 43V42H51ZM79 43V42H77ZM101 43V42H100ZM147 43V42H146ZM178 43V42H176ZM229 43V42H228ZM63 44V43H62ZM72 44V45H71ZM94 44V43H93ZM190 44V43H189ZM233 44V43H232ZM71 45V46H70ZM147 45V44H146ZM219 45V44H218ZM94 46V45H93ZM189 47V45H187ZM186 46V47H187ZM73 47V48H72ZM79 47V46H78ZM85 47V46H84ZM101 47V46H100ZM107 47V46H106ZM137 47V46H136ZM235 47V46H234ZM8 47H6L7 49ZM58 48V46H57ZM92 48V47H91ZM147 48V46H146ZM192 48V47H191ZM237 48V47H235ZM59 49V48H58ZM72 49V50H71ZM80 49V48H79ZM101 49V48H100ZM193 49V48H192ZM238 49V48H237ZM60 50V49H59ZM99 50V49H98ZM232 50V49H231ZM42 51V52H40ZM154 51V50H153ZM175 51V50H174ZM189 51V50H188ZM198 51V50H197ZM202 51V50H201ZM57 52V50H56ZM55 52V53H56ZM77 52V51H76ZM150 52V51H149ZM157 52V51H156ZM213 52V51H212ZM217 52H218V49H217ZM54 53V54H55ZM141 53V52H140ZM200 53V52H198ZM209 53V52H208ZM207 53V55H208ZM235 53V51H234ZM53 54V55H54ZM157 57L158 59H160V61L163 60L164 58V53L160 54V53H157ZM194 54V53H193ZM202 54V53H201ZM149 55V53L147 54V56ZM181 55V54H180ZM55 56V55H54ZM57 57V56H56ZM77 57V56H76ZM136 57V56H134ZM140 57V56H139ZM203 57V55H202ZM129 58V59H128ZM182 58V57H181ZM184 58V57H183ZM197 58V57H196ZM232 58V59H231ZM102 59V60H101ZM205 59V58H204ZM77 60V59H76ZM109 61L110 62V71L107 73L105 70L102 69V62L101 61ZM132 60V59H131ZM153 60V59H152ZM188 60V59H187ZM239 60V61H238ZM148 61V59H146V62ZM184 61V60H183ZM204 61V60H203ZM45 62V61H44ZM59 62V61H58ZM185 62V61H184ZM37 63V62H36ZM78 63V62H77ZM76 63V64H77ZM97 63H100L99 65V68L96 69V65ZM160 63V62H159ZM164 63V62H163ZM186 63V62H185ZM229 63V64H230ZM25 64V65H24ZM175 64V63H174ZM58 65V64H57ZM103 65V64H102ZM157 65V64H156ZM190 65V64H189ZM238 65V64H237ZM236 65V66H237ZM43 66V65H42ZM141 66V65H140ZM176 66V65H175ZM184 66V65H183ZM253 66V65H252ZM251 66V67H252ZM33 67V66H32ZM56 67V66H55ZM59 67V66H58ZM104 67V66H103ZM180 67V66H179ZM221 67V68H222ZM225 67V66H224ZM3 68H6V74H4V71L2 70ZM29 68V67H28ZM149 68V67H148ZM174 68V67H173ZM205 68V66H204ZM31 69V68H30ZM141 69V68H140ZM150 69V68H149ZM175 69V68H174ZM195 69V68H194ZM16 70H18L16 72ZM49 70V68H48ZM66 70V69H65ZM82 70V69H80ZM152 70V69H151ZM181 70H182V67H181ZM184 70V69H183ZM209 70V68H208ZM207 70V71H208ZM44 71V70H43ZM97 71H100V72H97ZM186 71V70H185ZM223 71V70H222ZM10 72V73H9ZM65 72V71H64ZM103 72V73H102ZM172 72V71H171ZM205 72V70H204ZM245 72V71H244ZM65 73V74H66ZM75 73V72H74ZM173 73V72H172ZM182 73V72H180ZM207 73V72H206ZM33 74V73H32ZM76 74V73H75ZM135 74V73H134ZM140 74V72L138 73ZM188 74V73H187ZM194 74V73H193ZM20 75V74H19ZM58 75V74H57ZM64 75V74H63ZM144 75V74H143ZM148 75V74H147ZM160 75V73H159ZM225 75V73H224ZM65 76V75H64ZM136 76V75H135ZM156 76V75H155ZM226 76V75H225ZM251 76V77H249ZM86 77H90V78H94L96 79V81L98 82L96 84V86H93V88H90L89 85H86V81H85V78ZM137 78V76H136ZM165 78V77H164ZM224 78V77H223ZM227 79V77H225ZM224 78V81L221 82V84L218 86V90L219 92H217V95H218V102H219V98H222V93L223 92V88L226 87V80ZM34 79V78H33ZM150 79V78H149ZM178 79H180L178 77ZM220 79V78H219ZM47 80V78H46ZM89 80V79H88ZM93 80V79H92ZM92 80L89 81V83L91 82L92 83ZM159 80V79H158ZM138 81V80H137ZM157 81V80H156ZM191 81V79H190ZM27 82V81H26ZM45 82V81H44ZM152 82V81H151ZM158 82V81H157ZM160 82V81H159ZM170 82V81H169ZM236 82V81H235ZM19 83V84H18ZM32 83V82H31ZM39 83V82H38ZM36 84V82L34 83ZM46 84V83H45ZM77 84V86H76ZM95 84V83H94ZM139 84V83H138ZM146 84V83H145ZM152 84V83H151ZM160 84V83H159ZM169 85V83H167ZM177 84V83H176ZM193 84V83H191ZM47 85V84H46ZM167 85V86H168ZM178 85V84H177ZM226 85V86H225ZM234 85V84H233ZM40 86V84L38 85ZM152 86V85H151ZM150 86V87H151ZM170 86V85H169ZM42 87V86H41ZM40 87V89H41ZM77 87V88H76ZM148 87V86H147ZM155 87V86H154ZM161 87V86H160ZM192 87V88H191ZM191 89H193L194 86L191 85ZM232 87V86H231ZM235 87V86H234ZM49 88V87H48ZM126 88V87H125ZM178 88V87H177ZM15 89H18L17 91H15ZM22 89V88H21ZM32 89V88H31ZM50 89V88H49ZM48 89V90H49ZM150 89V88H149ZM152 89V88H151ZM155 89V88H154ZM153 89V90H154ZM157 89V88H156ZM167 89V88H166ZM165 89V90H166ZM185 89V88H184ZM227 89V88H226ZM235 89V88H234ZM78 90V91H77ZM187 90V89H186ZM195 90V89H194ZM24 91V90H23ZM50 91V90H49ZM138 91V90H137ZM158 91V90H157ZM176 91V90H175ZM214 91V90H213ZM53 92V90H52ZM146 92V91H145ZM194 92V91H193ZM196 92V90H195ZM209 92V91H208ZM231 92V91H230ZM2 93L4 94L5 98L2 97ZM23 93V92H22ZM35 93V92H34ZM152 95L153 94V91L151 92ZM180 93V92H179ZM186 93V92H185ZM197 93V92H196ZM237 93V91H236ZM36 94V93H35ZM50 94V93H49ZM54 94V93H53ZM52 94V96H53ZM177 94V93H176ZM183 94V93H182ZM239 94V93H238ZM43 95V94H42ZM149 95V94H148ZM197 95V94H196ZM213 95H214V92H213ZM32 96V95H30ZM38 96V95H37ZM51 96V95H50ZM51 96V99H48L47 98V102L46 104H49V108H50V103H53L54 101V97L52 98ZM87 96V95H86ZM155 96V95H154ZM184 96V95H183ZM198 96V95H197ZM235 96V95H234ZM26 97V96H25ZM39 97V96H38ZM43 97V96H42ZM157 97V95H156ZM192 97L195 99L194 95L192 94ZM236 97V96H235ZM56 98V97H55ZM58 98V97H57ZM188 98V97H187ZM199 98V97H198ZM205 98V97H204ZM6 99V100H5ZM37 99V98H36ZM112 99V100H113ZM158 99V98H157ZM176 99V98H175ZM174 99V100H175ZM182 99V98H181ZM249 101H248V100ZM59 100V99H58ZM135 100V107L136 109L138 110V114H136V126H138V128H140L142 134H143V139L142 141H145L147 140V138L151 135H148V129L146 128L147 125H146V122L144 120V108L148 109V105L147 106H144V101H143V104L138 102L137 98L134 99ZM160 100V99H159ZM224 100V98H223ZM227 100V99H226ZM35 101V100H34ZM43 101V100H41ZM152 101V100H151ZM162 101V100H161ZM197 101V99H196ZM207 101V100H206ZM234 101V100H233ZM24 102V101H23ZM90 102V101H89ZM101 102V101H100ZM134 102V101H133ZM160 102V101H159ZM174 102V101H173ZM31 103V102H30ZM35 103V102H34ZM70 103V105H71ZM97 103H98V100H97ZM105 103V102H104ZM133 103V104H135ZM155 103V102H154ZM177 103V102H175ZM199 107H202L204 109H208L210 111V113H215V109L213 108V105H210V104H207L205 101L203 100H199L197 101ZM222 102H220V109L222 111H225V107L224 105L222 104ZM236 103V102H235ZM23 104V103H22ZM26 104V103H24ZM61 103H59L60 105ZM90 104V103H89ZM160 104H163L160 102ZM165 104V103H164ZM6 105V104H5ZM54 105V104H53ZM166 105V104H165ZM233 105V104H232ZM13 106V105H12ZM31 106V104H30ZM89 106V105H88ZM105 106V105H104ZM189 106V105H188ZM15 107V106H14ZM79 107V106H78ZM91 107V105H90ZM97 107V106H96ZM134 107V106H133ZM157 107V106H156ZM162 107V106H161ZM179 107V106H178ZM235 107V105H234ZM23 108V107H22ZM25 108V106H24ZM107 108V107H106ZM107 108V109H108ZM153 108V107H152ZM158 108V107H157ZM165 108V107H164ZM191 108V107H190ZM237 108V107H235ZM28 105H26V112H30V109L28 110ZM52 109V108H51ZM55 109V108H54ZM58 109V108H56ZM105 109V108H104ZM151 109V108H150ZM148 109V110H150ZM181 109V108H179ZM186 109V108H185ZM1 110V109H0ZM5 110V108H4ZM3 110V111H4ZM25 110V109H24ZM49 110V109H47ZM60 111V109H59ZM58 111V112H59ZM81 111V110H80ZM147 110H145L146 112ZM196 111V110H195ZM231 111H232V107H231ZM239 111V110H238ZM254 111V110H253ZM21 112V111H20ZM23 112V111H22ZM52 112V113H51ZM77 112V111H76ZM241 112V111H240ZM249 112V110H248ZM80 113V112H79ZM106 113V112H105ZM162 113V112H161ZM189 113V112H188ZM229 113V111H228ZM242 113V112H241ZM240 113V114H241ZM3 114V113H2ZM12 114V113H11ZM18 114V113H17ZM30 114V113H29ZM34 114V113H33ZM52 114V115H51ZM77 114V113H76ZM81 114V113H80ZM150 113H148L149 115ZM157 115V114H156ZM11 116V115H9ZM23 116V115H22ZM27 116V115H26ZM75 116V115H74ZM96 116V115H95ZM159 116V115H158ZM238 116V115H237ZM255 116V118L253 117ZM192 117V116H190ZM207 117V116H206ZM211 117V116H210ZM214 116H212L211 118H213ZM239 117V116H238ZM5 118V117H4ZM59 118V117H58ZM72 118V117H70ZM69 118V119H70ZM76 118V117H75ZM79 119V117H77ZM105 118V117H104ZM107 118V117H106ZM150 119H153V118H157L155 117V115H150L149 116ZM148 118V119H149ZM242 118V116H241ZM19 119V118H17ZM16 119V121H17ZM21 119V118H20ZM29 119V118H28ZM61 119V118H59ZM92 119V118H91ZM135 119V118H134ZM163 119V118H162ZM204 119V118H203ZM215 119V118H214ZM1 120V119H0ZM99 120V119H98ZM161 120V119H160ZM72 121V120H71ZM77 121V120H76ZM95 120H93L94 122ZM103 121V119H102ZM147 121V120H146ZM153 121V120H152ZM157 121H159L157 119ZM205 121V120H204ZM214 122L217 121L216 120H213ZM223 121V120H222ZM240 121V122H239ZM18 122V121H17ZM67 122V121H66ZM148 122V121H147ZM190 122V121H189ZM52 123V124H51ZM59 123V122H58ZM73 123V122H72ZM77 123V122H76ZM79 123V122H78ZM207 123V122H206ZM15 124V122H14ZM17 124V125H16ZM15 126H17V128L20 127L19 131H22L26 128V124H25V127L23 125V123L20 124V121L19 123H16ZM153 124V122H152ZM200 124V123H199ZM221 124V123H220ZM12 125V124H11ZM19 125V126H18ZM52 125V126H50ZM95 125V124H94ZM151 125V124H150ZM239 125V124H238ZM67 126V125H66ZM69 126V125H68ZM97 126V125H96ZM149 126V124H148ZM187 126V125H186ZM241 126V124H240ZM94 127V126H93ZM150 127V126H149ZM237 127V126H236ZM13 128V126H12ZM16 128V129H17ZM69 128V127H68ZM135 128V127H134ZM203 128V127H202ZM201 128V129H202ZM241 128V127H240ZM244 128V127H243ZM10 129V128H9ZM14 130V131H17V130ZM74 129V131H72ZM164 129V127H163ZM184 129V128H183ZM237 129V128H236ZM242 129V128H241ZM62 130V129H60ZM109 130H111V132H108ZM195 130V129H194ZM238 130V129H237ZM247 130V129H245ZM10 131V130H9ZM13 131V129L11 130ZM21 131V132H22ZM92 131V130H91ZM90 131V132H91ZM114 131H115V135H114ZM129 131V130H128ZM167 131V130H166ZM205 131V130H204ZM18 132V131H17ZM16 132V133H17ZM162 132V128L160 131L157 132V134H160ZM198 132V131H197ZM208 132V131H207ZM15 133V132H14ZM20 133V132H19ZM55 133V132H54ZM167 133V132H166ZM191 133V132H190ZM4 134V132H3ZM8 134V133H7ZM111 134V135H110ZM126 134V133H125ZM132 134V133H131ZM174 135V133H172ZM10 135V133L8 134ZM17 135H19L17 133ZM57 135V134H56ZM61 135V133H60ZM63 135V134H62ZM107 136V141L105 140L106 144H104V147L101 148L99 151L98 149V143H100V139H102L103 137ZM110 135V136H109ZM166 135V134H165ZM210 135V133H209ZM208 135V136H209ZM14 136V135H13ZM158 136V135H157ZM164 136V135H163ZM200 136V135H198ZM22 137V136H21ZM142 137V136H141ZM153 139L155 140L156 139V136H152ZM176 137V136H175ZM216 137V136H215ZM8 138V137H7ZM11 138V137H10ZM15 138V136H14ZM23 138H25V135H23ZM100 138V139H99ZM105 138V139H106ZM137 138V137H136ZM172 138V137H171ZM230 138V139H228ZM64 139V138H63ZM91 139V138H90ZM150 139H152L150 137ZM149 139V140H150ZM192 139V138H190ZM148 140V141H149ZM173 140V139H172ZM177 140V138L175 139ZM220 140V139H219ZM7 141V140H6ZM29 141V140H28ZM62 141V142H61ZM89 141V140H88ZM103 141V140H102ZM141 141V140H140ZM161 141V140H160ZM211 141V140H210ZM13 143V139L11 141ZM146 142V141H145ZM204 142V141H202ZM11 143V144H12ZM19 143V145H21V140H16V145L19 147V145L17 144ZM49 143H50V147H52V150L48 147L49 146ZM190 143V142H189ZM147 144V143H146ZM145 144V145H146ZM155 144V143H154ZM192 144V143H190ZM215 144V143H214ZM232 144V143H231ZM15 145V146H16ZM40 145V146H39ZM88 145V144H87ZM83 148H82V147ZM86 146V145H85ZM215 146V145H213ZM218 146V145H217ZM11 147V145H10ZM18 147H14L13 148V151L12 153L14 152L15 153V159L14 161H21V160H25V161H29V164H27L28 166L31 167V164H32V161H33V155H31L32 151H23L21 148L18 149ZM46 147V149H45ZM127 147V148H128ZM192 147V146H191ZM219 147V146H218ZM239 147V146H238ZM23 148V147H22ZM155 148V146H154ZM194 149V147H192ZM217 148V147H216ZM240 148V147H239ZM12 149V148H11ZM68 149H71V153L69 156H67V152H68ZM72 149H74L75 151H73ZM124 149V148H123ZM126 149V148H125ZM6 150V149H5ZM4 150V151H5ZM27 150V149H26ZM53 150L54 152L57 154L60 155V157H57L54 153H53ZM146 150V149H145ZM221 150V149H220ZM224 150V149H223ZM52 151V153H50ZM193 151V150H192ZM70 152V151H69ZM127 152V151H126ZM166 152V151H165ZM185 152V151H184ZM189 152V151H188ZM197 152V151H196ZM227 152V151H225ZM229 152V151H228ZM9 153V152H7ZM233 153V151H232ZM21 154H23L22 156H20ZM33 154V153H32ZM146 154V152H145ZM195 154V153H194ZM102 155V156H103ZM177 155V154H176ZM11 156H14L11 155ZM39 156H41V154H39ZM66 156V157H65ZM101 156V155H100ZM209 156V155H207ZM5 157H8V156H5ZM57 157V158H56ZM110 157V156H109ZM175 157V156H174ZM186 157V156H185ZM195 157V155L193 156ZM203 157V156H202ZM230 157H232V159L235 158V161L238 163V165L234 166L233 164L230 163ZM11 158V157H10ZM23 158V159H22ZM35 158V156H34ZM37 158V157H36ZM44 158V157H43ZM197 159V156L195 157ZM4 159V158H3ZM2 159V160H3ZM61 159V160H60ZM132 159V158H131ZM178 159V158H177ZM183 159V158H182ZM186 159V158H185ZM11 160L13 161V158H11ZM43 160V159H42ZM0 161H1V158H0ZM5 162V159L3 160ZM2 161V162H3ZM36 161V160H35ZM107 161V160H106ZM176 161V160H175ZM92 164H91V163ZM151 162V161H150ZM158 162V161H157ZM160 162V161H159ZM189 162V161H188ZM201 162V161H199ZM28 163V162H27ZM37 163V162H36ZM41 163V162H40ZM152 163V162H151ZM183 163V162H182ZM187 163V162H186ZM16 164V163H15ZM135 164V163H134ZM190 164V163H189ZM196 164V163H195ZM4 165V163H3ZM7 165V164H6ZM60 165V164H59ZM251 166L252 168H250V170L248 171L247 170V166ZM45 166V164H44ZM43 166V167H44ZM51 166V165H50ZM106 166V165H105ZM129 166V167H128ZM155 166V165H154ZM185 166V164H184ZM39 167H40V164H39ZM54 167V166H53ZM61 167V166H60ZM128 167V168H127ZM134 167V166H133ZM151 167V166H150ZM158 167V166H157ZM180 167V166H179ZM62 168V167H61ZM189 168V167H188ZM3 169H7L5 168V165L3 166ZM20 169V168H19ZM43 169V168H42ZM127 169L129 172L126 174V171L125 170ZM155 169V168H154ZM182 169V168H181ZM191 169V168H190ZM200 169V167H199ZM203 169V167H202ZM206 169V168H205ZM207 169V170H208ZM8 170V169H7ZM50 170V169H49ZM59 170V168H58ZM82 170V171H81ZM101 170V169H100ZM9 171V170H8ZM33 170H30V173L33 174L32 172ZM62 171V169H61ZM99 171V170H98ZM123 171V172H122ZM182 172H184V168L183 170H181ZM199 171V170H197ZM203 171V170H202ZM209 171V170H208ZM209 171V173H211ZM7 172V171H5ZM18 172V171H17ZM29 172V171H27ZM60 172V171H58ZM187 172V170H186ZM234 172V173H235ZM64 173V172H63ZM116 173V172H115ZM157 173V172H156ZM159 173V172H158ZM203 173V172H202ZM6 174V173H5ZM16 174V172H15ZM43 174V173H42ZM53 174V173H52ZM56 174V172L54 173V175ZM167 174H170V173H167ZM198 174V173H197ZM205 174V173H204ZM216 174V175H217ZM3 175V174H2ZM9 175V174H8ZM49 175V174H48ZM66 175V174H64ZM173 175V174H172ZM175 175V174H174ZM215 175V177H216ZM219 175V174H218ZM13 176V175H12ZM22 176V175H21ZM20 176V177H21ZM157 176V175H156ZM232 176V175H231ZM230 176V177H231ZM8 177V176H7ZM29 177V176H28ZM35 177V176H34ZM41 177V176H40ZM51 177V176H49ZM9 178V177H8ZM14 178V177H13ZM25 178V177H24ZM32 178V177H31ZM45 178V177H44ZM55 178V177H54ZM57 178V177H56ZM72 178V177H71ZM111 178V177H110ZM166 178V177H165ZM164 178V179H165ZM202 178V177H201ZM220 178V177H219ZM223 178V177H222ZM227 176H224L223 180L228 183L227 179ZM10 179V178H9ZM16 179V178H15ZM28 179V178H27ZM30 179V178H29ZM34 179V178H33ZM89 179V180H88ZM99 179V178H98ZM132 179V178H131ZM159 179V178H158ZM179 179V178H178ZM200 179V178H199ZM11 180V179H10ZM10 180H9V184H10ZM43 180V179H42ZM49 180V179H48ZM51 180V179H50ZM58 180V179H57ZM88 180V181H87ZM129 180V179H127ZM44 181V180H43ZM59 181V180H58ZM81 181V180H80ZM112 182V179L110 180ZM138 181V180H137ZM210 181V180H209ZM212 181V180H211ZM142 182V180L140 181ZM173 182V180H172ZM213 182H217V181H214ZM24 183H27V181H24ZM35 183V182H34ZM43 183V182H42ZM47 183V182H46ZM56 183V182H55ZM95 183V182H94ZM130 183V182H129ZM153 183V182H152ZM158 183V182H157ZM199 183V182H198ZM4 184V183H2ZM66 184H68V181H66ZM98 184V183H97ZM154 184V183H153ZM167 184V183H166ZM215 184V183H214ZM136 185V184H135ZM213 185V184H212ZM2 186V185H1ZM0 186V187H1ZM9 186V185H8ZM68 186V185H67ZM110 186V185H109ZM140 186V185H139ZM28 187V185H27ZM94 187H95V184H94ZM108 185L106 186V188L102 189V195L105 196V192L109 191L108 190ZM112 187H110V189H112ZM141 187V191L144 193V201H143V205L144 207L149 208V206H153L154 207V204L152 203V200H156V197L158 195V192H159V189H152L151 186L149 184H146L145 182L142 183V185L140 186ZM210 187V186H209ZM216 187V186H215ZM71 188V187H69ZM163 188V187H162ZM196 188V187H195ZM220 187H217V189L219 190ZM12 189V188H11ZM30 189V188H29ZM140 189V188H138ZM224 189V188H223ZM236 189V188H235ZM234 189V190H235ZM239 189V188H238ZM5 190V189H4ZM22 190V189H21ZM54 190V189H52ZM56 190H57V187H56ZM56 190H54L56 192ZM99 190V189H98ZM126 190V189H125ZM233 190V191H234ZM9 191V190H8ZM37 191V190H36ZM45 191V190H44ZM47 191V190H46ZM45 191V192H46ZM112 191V190H111ZM117 191V189H116ZM129 191V190H128ZM136 191V190H135ZM161 191V190H160ZM172 191V190H171ZM213 191V190H212ZM15 192V191H14ZM29 191H27L28 193ZM38 192V191H37ZM53 193V191H51ZM69 192V191H68ZM132 192V191H131ZM232 192V191H231ZM237 192V191H235ZM235 192H232L234 193V197H233V201L235 203L232 204L233 207H228L229 210H233V211H236V213L238 214V216L240 218H246V214L247 213L245 211V213H243V211H241L239 209V206H240V201H239V198H235ZM51 193V195H52ZM97 193V192H96ZM117 193V192H116ZM162 193V192H160ZM238 193V192H237ZM8 194V193H7ZM15 194V193H14ZM30 194V193H29ZM28 194V195H29ZM46 194V193H45ZM13 195V194H12ZM25 196V199H27V201H30L31 197H28ZM47 195V194H46ZM60 195V194H59ZM69 195V194H68ZM78 196V194H76ZM6 196V195H5ZM4 196V197H5ZM31 196V194H30ZM44 196V195H43ZM56 196V195H55ZM54 196V197H55ZM61 196V195H60ZM65 196V195H64ZM71 196V195H70ZM113 196V195H112ZM111 196V198H113ZM117 194H116V198H117ZM123 196V195H122ZM142 196V195H141ZM227 196V195H226ZM253 196V197H252ZM33 197V196H32ZM66 197V196H65ZM83 197V196H82ZM94 197V196H93ZM130 197H133L130 196ZM192 197V196H191ZM217 197H218V202L221 201V202H225L226 204H224V208L225 210H227V202L228 200L226 199V197L224 196V194L222 195V193L220 194L219 192L217 193ZM225 197V200L223 199ZM248 197V196H247ZM8 198V196L6 197ZM15 198V197H14ZM118 198H121V197H118ZM160 198V197H159ZM242 198V196H241ZM10 199V198H8ZM24 199V198H23ZM36 199V198H35ZM38 199V198H37ZM52 199V198H51ZM83 199V198H82ZM104 199V198H103ZM140 199V198H139ZM138 199V200H139ZM143 199V198H142ZM212 199V198H211ZM231 199V197H230ZM244 199V198H242ZM59 200V199H58ZM117 200V199H116ZM136 200V199H135ZM213 200V199H212ZM238 200V201H237ZM248 200V199H247ZM8 201V200H7ZM21 201V200H20ZM49 201V200H48ZM54 201V200H53ZM122 201V200H121ZM147 201L149 202V204L147 203ZM13 202H16L17 201H13ZM76 202V200H75ZM83 202V201H82ZM105 202V201H104ZM132 202V201H130ZM153 204H151V203ZM158 202V201H157ZM243 202V201H242ZM10 203V202H9ZM23 204V202H21ZM27 203V202H26ZM25 203V204H26ZM34 203V202H33ZM48 203V202H47ZM59 203V202H58ZM62 203V202H61ZM64 203V202H63ZM77 203V202H76ZM114 203H116L114 201ZM122 203V202H121ZM247 203V202H246ZM28 204V203H27ZM26 204V206H27ZM54 202H51V205L49 203L48 207L46 206V209L49 208L51 209L52 206H53ZM112 204V203H111ZM120 204V203H119ZM123 204V203H122ZM129 204V203H128ZM139 204V203H138ZM141 204V203H140ZM158 204V203H157ZM19 205H21L19 203ZM31 205V204H30ZM66 205V203H65ZM71 205V204H69ZM76 204L73 203L72 206H75ZM179 205V203H178ZM248 205V204H247ZM15 206V205H14ZM43 206V204H42ZM64 206V205H62ZM133 206V205H132ZM131 206V207H132ZM141 206V205H140ZM12 207V205L10 206ZM16 207V206H15ZM21 207V206H20ZM61 207V206H60ZM85 207V206H84ZM83 207V208H84ZM103 207V206H102ZM122 207V206H121ZM120 207V208H121ZM133 207H136V206H133ZM174 207V206H173ZM244 207V206H243ZM242 207V208H243ZM8 208V207H7ZM19 208V206H18ZM64 208V207H63ZM62 208V209H63ZM73 208V207H72ZM72 208H68L71 210L70 213H72ZM78 208V207H77ZM138 208V207H136ZM37 209V208H36ZM114 209V208H113ZM119 209V208H118ZM123 209V208H122ZM130 209V208H129ZM244 209V208H243ZM13 210V209H12ZM98 210V209H97ZM125 210V209H124ZM128 210V209H127ZM187 210V209H186ZM224 210V211H225ZM9 212V209L7 210ZM43 211V210H42ZM64 211V210H63ZM145 211V210H144ZM171 211V210H170ZM251 211V210H250ZM15 212V211H14ZM30 212V211H29ZM28 212V213H29ZM160 209L159 207H156L155 210H153L152 212H148V216H147V219H146V225H147V231L150 233L151 237V241H152V246L154 247V250L153 252L151 250H147L145 248L144 245H139L138 247H135L136 251L133 252V255L134 256H137V260H139V264H171L168 260V257H167V254H171L173 251H176L178 250V246L176 245V241H178V239H176V237H178L180 235V233H178V230H175L173 228H171V233L169 234V226H170V220H168L166 218V216H164L163 214L160 213ZM223 212V211H221ZM232 212V211H231ZM5 213V211H4ZM7 213V212H6ZM36 213V212H35ZM84 213V212H83ZM97 213V211H96ZM109 213V212H108ZM138 213V211L136 212ZM152 213V214H151ZM201 213V212H200ZM230 213V212H229ZM27 214V213H25ZM42 214V212H41ZM57 214V212H56ZM77 214V213H76ZM124 214V213H123ZM168 214V213H167ZM48 214L44 213V218H46L45 220L47 221H44L46 222L45 224L46 225H42L41 223L39 225H41V228L40 231L42 232V230L45 232V234L47 236H51L52 237V234L53 232L56 230L54 228H52L50 222H49V219H48ZM84 215H87V214H84ZM122 215V214H121ZM133 215V213H132ZM219 215V214H218ZM249 215V213H248ZM1 216V214H0ZM23 216V215H22ZM27 215H24V217H26ZM41 216V215H40ZM56 216V215H55ZM110 216V215H109ZM117 216V215H116ZM134 216V215H133ZM132 216V217H133ZM146 216V215H145ZM6 217V216H5ZM12 217V216H11ZM23 217V218H24ZM69 217V216H68ZM96 217V216H95ZM105 217H107L105 215ZM104 217V218H105ZM121 217V216H120ZM127 217V216H126ZM141 217V216H140ZM254 217V216H253ZM43 217H41V220H42ZM77 218V217H76ZM87 218V217H86ZM128 218V217H127ZM139 218V217H138ZM239 218V219H240ZM251 218V217H250ZM34 219H37V218H34ZM33 219V220H34ZM39 219V218H38ZM99 219V218H98ZM136 219V218H135ZM144 219V218H143ZM236 219V218H234ZM238 219V220H239ZM12 220V219H10ZM29 220V219H27ZM44 220V219H43ZM63 220V219H62ZM81 220H83L81 218ZM80 219H79V222L80 223H76L74 220L72 219H64L63 223H62V228L63 230H65L67 232V235L66 236V239H68L69 242H72L74 240L75 243H70V246L69 248H62L61 246V243L56 240V238L54 239L52 237L51 241L47 244V245H44L41 241H39L38 243H32V242H28L26 243V245L21 249L22 251V256L20 255H15V256H19V258H21V261L19 262V264H125L124 261H122L120 258L116 257V254L114 256H110V255L105 251V249L98 243V241L92 236V234L94 233L93 231V228L92 227H88V223L86 221V223L82 222ZM88 220V219H87ZM109 220V219H108ZM133 220V219H132ZM174 220V218H173ZM84 221V220H83ZM97 221V220H96ZM106 221V220H105ZM129 221V219H128ZM127 221V222H128ZM226 221V220H225ZM245 221V220H244ZM3 222V221H2ZM0 221V227H1V223ZM12 222V221H11ZM40 222V220L38 221ZM37 222V223H38ZM56 222V221H55ZM124 222V221H123ZM126 222V224H127ZM135 222V221H134ZM33 223V222H32ZM57 223V222H56ZM116 223V222H115ZM176 223V222H175ZM192 223V222H191ZM7 224V223H6ZM10 224V223H9ZM34 224V223H33ZM60 224V223H59ZM107 224V223H106ZM117 224V223H116ZM119 224V223H118ZM177 224V223H176ZM193 224V223H192ZM234 224V223H233ZM246 224H247V220H246ZM28 225V224H26ZM129 225V224H128ZM145 225V226H146ZM240 225H241V222H240ZM32 226V224H31ZM121 226V225H120ZM218 226V225H217ZM216 226V227H217ZM248 226V225H247ZM36 227V226H35ZM123 227V226H122ZM131 227V226H130ZM206 227V226H205ZM215 227V228H216ZM61 228V229H62ZM95 228V227H94ZM125 228V226H124ZM145 228V227H144ZM223 228V226H222ZM250 228V227H249ZM253 228V227H252ZM11 229V227L9 228V230ZM16 230V228H14ZM22 229V228H20ZM26 229V228H24ZM35 229V228H34ZM57 229V228H56ZM106 229V228H105ZM133 229V228H132ZM214 229V228H213ZM243 229V228H242ZM33 230V229H32ZM58 230V229H57ZM111 230V229H110ZM123 230V229H122ZM127 230V229H126ZM125 230V231H126ZM135 230V229H134ZM186 230V229H185ZM217 230V229H215ZM223 230H225L223 228ZM236 230V229H235ZM238 230V228H237ZM8 231V230H7ZM22 231V230H21ZM113 231V229H112ZM146 231V230H145ZM5 232V231H4ZM10 232V231H9ZM106 232V231H105ZM119 232V231H118ZM144 232V231H143ZM186 232V231H184ZM228 232V231H227ZM226 232V233H227ZM256 232V231H255ZM12 233V232H11ZM30 233V232H29ZM32 233V231H31ZM98 233V232H97ZM120 233V232H119ZM131 233V232H130ZM135 233V232H133ZM218 233H220V231H218ZM2 234V232H1ZM10 234V233H9ZM22 234V233H21ZM26 234V233H25ZM24 234V236H25ZM39 234V233H38ZM64 234V233H63ZM216 234V233H215ZM222 234V233H221ZM61 235V234H60ZM113 235V234H112ZM116 235V234H115ZM127 235V234H126ZM178 235V236H177ZM187 235V234H186ZM228 235H230L228 233ZM5 236V235H4ZM23 236V237H24ZM28 236H30L28 234ZM28 236H25V237H28ZM185 236V235H184ZM213 236V235H211ZM241 236V235H239ZM10 237V235H9ZM8 237V238H9ZM18 237V236H17ZM16 237V238H17ZM22 237V236H21ZM62 237V236H61ZM128 237V235H127ZM199 237V236H198ZM233 237V235H232ZM235 237V236H234ZM7 238V237H6ZM5 238V239H6ZM7 238V239H8ZM37 238V237H36ZM43 238V237H42ZM110 237L107 236V239L108 240V243L110 244ZM132 238V237H131ZM213 238V237H212ZM226 234H225V237L222 236H219L218 234L214 236V239L212 240L213 244L217 243V244H221L223 245L221 251L224 253L226 251V249H224V247H226L227 245V242L226 241ZM230 238V237H229ZM2 239V238H1ZM6 239V240H7ZM21 239V238H20ZM35 239V238H34ZM58 239V238H57ZM63 239V238H62ZM133 239V238H132ZM175 239V240H174ZM239 239H242V238H239ZM19 240V239H18ZM38 240V238H37ZM42 240V239H41ZM45 240H46V237H45ZM112 240V239H111ZM120 240V239H119ZM138 240V239H137ZM11 241V240H10ZM102 241V240H100ZM117 241V240H116ZM209 241V240H208ZM239 241V240H238ZM13 242V240H12ZM46 242V241H45ZM63 242V241H61ZM65 242V241H64ZM138 242V241H137ZM136 242V243H137ZM179 242V241H178ZM23 243V242H22ZM127 243V242H126ZM139 243V242H138ZM193 243V242H192ZM1 244V243H0ZM6 244V243H5ZM11 244V243H10ZM13 244V243H12ZM106 242L104 243L103 246H105ZM117 244V243H116ZM129 244V243H128ZM127 244V245H128ZM8 245V244H7ZM21 245V243H20ZM126 245V246H127ZM68 247V244L66 245ZM65 246V247H66ZM123 246V245H122ZM129 246V245H128ZM131 246V245H130ZM136 246V245H135ZM150 246V245H149ZM6 247V246H4ZM151 247V246H150ZM230 247V246H229ZM233 247V246H232ZM236 247V246H235ZM8 248H9V245H8ZM132 248V247H131ZM175 248V249H174ZM192 248H194L193 250L196 249L195 245H192L190 244L189 247H188V250L190 249V254L192 253ZM208 248V247H207ZM234 248V247H233ZM10 249V248H9ZM8 249V250H9ZM117 249V248H116ZM224 249V250H223ZM230 249V248H229ZM7 250V251H8ZM11 250V249H10ZM14 250V249H13ZM209 250V249H208ZM235 250V249H234ZM239 250V249H238ZM6 251V252H7ZM207 251V250H205ZM112 252V251H111ZM121 252V251H120ZM220 252V253H222ZM227 252V251H226ZM231 252V251H229ZM228 252V253H229ZM233 252V251H232ZM20 253V252H19ZM212 253H216V254H219V251L217 250H212ZM178 254V253H177ZM189 254V253H188ZM193 254V253H192ZM231 254V253H230ZM26 256V257H23V256ZM126 255V254H125ZM187 255V254H186ZM195 255V254H194ZM244 255L247 256V262L244 257ZM7 256H10V255H7ZM118 256V255H117ZM121 256V254H120ZM181 256V255H180ZM184 256V255H182ZM190 256V255H189ZM187 256L188 258L186 260H190V264H193V262H191V258ZM213 256V255H212ZM130 257V256H129ZM197 257V256H196ZM226 257V256H224ZM240 257V258H239ZM17 258V257H16ZM122 258V257H121ZM183 258V257H182ZM205 258V257H204ZM227 258V257H226ZM5 259V258H4ZM123 259V258H122ZM127 259V258H125ZM229 259V258H228ZM3 260V259H2ZM132 260V259H130ZM130 260L127 262V264H129ZM195 260V259H194ZM9 261V260H8ZM204 261V260H203ZM231 262V261H229ZM2 263V262H1ZM5 263V262H4ZM17 263V262H16ZM183 263V262H182ZM134 264V263H133ZM180 264V262H179ZM200 264H205V262L201 263ZM231 264V263H230Z\"/></svg>","mask_w":264,"mask_h":264}]
</instances>
